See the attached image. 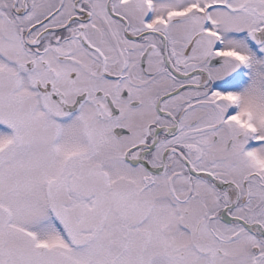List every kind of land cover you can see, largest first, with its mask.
<instances>
[{"label": "snow or ice", "instance_id": "obj_1", "mask_svg": "<svg viewBox=\"0 0 264 264\" xmlns=\"http://www.w3.org/2000/svg\"><path fill=\"white\" fill-rule=\"evenodd\" d=\"M0 264H264V0H0Z\"/></svg>", "mask_w": 264, "mask_h": 264}]
</instances>
